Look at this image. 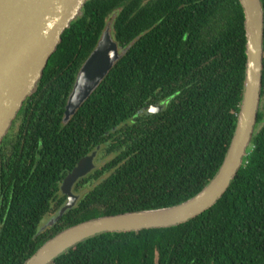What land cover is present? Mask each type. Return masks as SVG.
Returning a JSON list of instances; mask_svg holds the SVG:
<instances>
[{"label":"trees","instance_id":"trees-1","mask_svg":"<svg viewBox=\"0 0 264 264\" xmlns=\"http://www.w3.org/2000/svg\"><path fill=\"white\" fill-rule=\"evenodd\" d=\"M108 27L121 58L65 123L79 71ZM246 43L240 0L88 1L0 145V264H24L83 221L197 195L237 126ZM155 104L164 108L146 113ZM257 128L232 185L203 214L175 227L103 233L52 264H264L262 104ZM99 146L76 206L41 231L66 202L64 178Z\"/></svg>","mask_w":264,"mask_h":264},{"label":"water","instance_id":"water-1","mask_svg":"<svg viewBox=\"0 0 264 264\" xmlns=\"http://www.w3.org/2000/svg\"><path fill=\"white\" fill-rule=\"evenodd\" d=\"M90 0H0V145L11 130L27 98L35 93L64 33ZM245 13L247 65L237 126L225 160L214 178L197 195L170 207L104 215L70 226L46 241L24 264H52L76 245L103 233L169 228L203 214L224 196L241 170L254 136L262 104L264 76V4L240 0ZM121 58L118 43L108 27L98 46L82 66L69 97L68 122L91 97ZM164 108L155 104L146 113ZM84 156L61 183L67 202L50 226L76 206L81 195L73 189L93 172L98 151Z\"/></svg>","mask_w":264,"mask_h":264},{"label":"rangeland","instance_id":"rangeland-1","mask_svg":"<svg viewBox=\"0 0 264 264\" xmlns=\"http://www.w3.org/2000/svg\"><path fill=\"white\" fill-rule=\"evenodd\" d=\"M262 105L264 106V102H262ZM105 161H106V159H103V160H102V163H105ZM88 187H89V186H87V187H85V188L88 190ZM54 216H55V215H52V217H47V218H46V221H45V223L43 224V226H42V228H41V231H45V230L49 229V227H51V226H50V221L54 219Z\"/></svg>","mask_w":264,"mask_h":264},{"label":"flooded vegetation","instance_id":"flooded-vegetation-1","mask_svg":"<svg viewBox=\"0 0 264 264\" xmlns=\"http://www.w3.org/2000/svg\"><path fill=\"white\" fill-rule=\"evenodd\" d=\"M73 191L76 193V194H80V193H78L77 191H76V186L74 187V189H73ZM81 195V194H80ZM66 196V195H65ZM67 200H68V198H67V196H66V202H67ZM65 202V203H66ZM59 214V212L54 216V218L57 216Z\"/></svg>","mask_w":264,"mask_h":264}]
</instances>
